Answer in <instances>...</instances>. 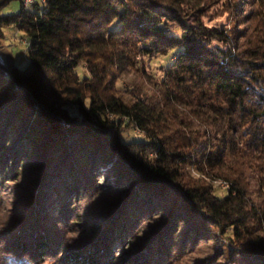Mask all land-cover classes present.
<instances>
[{
	"label": "trees",
	"instance_id": "1",
	"mask_svg": "<svg viewBox=\"0 0 264 264\" xmlns=\"http://www.w3.org/2000/svg\"><path fill=\"white\" fill-rule=\"evenodd\" d=\"M217 3L233 14L226 26L205 21ZM241 4L253 10L234 20ZM10 26L24 33L28 61L0 64V178L25 167L16 142L32 149L26 167L42 170L30 196L12 190L24 214L0 233L2 257L161 264L198 240L211 252L196 264H264V0H0V29ZM161 58L158 77L147 68ZM131 129L138 135L123 138ZM99 166L125 200L113 217L83 220L73 208L69 218L66 198L95 187ZM151 219L160 231L140 235ZM69 228L101 231L79 245Z\"/></svg>",
	"mask_w": 264,
	"mask_h": 264
},
{
	"label": "rangeland",
	"instance_id": "2",
	"mask_svg": "<svg viewBox=\"0 0 264 264\" xmlns=\"http://www.w3.org/2000/svg\"><path fill=\"white\" fill-rule=\"evenodd\" d=\"M211 2H214V0H211ZM19 8L18 2H13L11 5L4 8V13H10L15 12ZM237 9L239 10V15L234 16V20H242L240 18H237L238 16H246L251 10H253L252 5L249 4H241L237 6ZM210 17H205V21L208 24H217L219 26H226L227 23L230 21V17L233 16V14L223 12L220 3L214 4L211 6V10L207 13ZM213 17V18H212ZM211 18L212 20H210ZM238 23V22H237ZM25 40L24 33L13 26L10 27H3L0 29V64L2 66L10 67L12 65H15L17 67H24L25 64L28 61V45L25 44L23 41ZM149 63V60L146 61ZM150 65V68L148 67L147 70H153V73L156 76H160V64L161 62H164V59H153ZM78 71L80 73H87L84 66H81L78 68ZM137 77V76H136ZM128 79H135V74H129L126 76ZM138 78V77H137ZM119 86H123L122 80L118 81ZM135 135H138V132L136 130L131 129L128 132V135L126 133L122 134V137L125 138L126 136L133 137ZM7 145L14 144L13 142V136L11 134L7 135ZM2 138V135H0V139ZM15 147L20 148L21 152L25 155L23 157L24 161L22 163L25 165V167H20L16 163L14 166L11 165L7 167L6 169L9 170L8 173L5 175H2L0 178V233L7 231L10 229V227L15 223L17 218L20 215H23L24 210L23 208L18 209L17 207V201L14 196H16L13 193V189H20V192L22 195H28L30 196L32 193L38 190L39 182H40V176L39 172L42 170L40 168H36L35 164H29L26 167L27 156L29 153L32 152V149L28 146H23L21 142H16L14 144ZM11 158L7 157V161H10ZM84 162V161H83ZM12 163V159L10 161V164ZM107 166H99L95 168L93 171H91V179L94 182L93 187L90 191L87 190V187H81L80 192L77 194L76 199L73 197V194L71 197L66 198L67 199V206L72 209L74 208V212H80L83 215V220H86V218H95L96 216L100 215H106L109 214L111 217H113L116 212L114 213V210L117 209V207L125 200L124 198V189L123 187H118V183L116 181L115 176L112 175L111 169H105ZM20 168V169H19ZM21 170V171H20ZM21 172V178L16 179L15 177L18 176L19 172ZM18 172V173H16ZM70 181V180H69ZM67 181L68 183H70ZM251 183H253L252 179L250 180ZM74 183V182H72ZM217 185L215 189V193L221 197L225 194L226 188L223 183H215ZM111 187L116 188V192H111ZM60 194H63V196L67 195L68 193H64L62 188H60V191H58ZM52 193H55L54 191ZM51 193V194H52ZM81 193V195H80ZM80 196V197H79ZM56 198V196L53 197L52 201ZM118 198V199H117ZM116 200L115 207H107L109 206L110 202L113 200ZM54 204L56 201L53 202ZM45 205H48L50 203L44 202ZM111 206V205H110ZM112 208V209H111ZM52 212L56 213L55 205L52 207ZM104 212V214H103ZM104 215V216H105ZM108 215V216H109ZM33 216H41L38 215V213L34 212ZM107 216V215H106ZM69 218L73 219L75 218V215L73 211L69 214ZM82 219V218H81ZM161 225V227H160ZM152 226H156L157 230L160 231L162 228V221L160 219L155 220H144L137 226V232H139L140 235L142 234H153V228ZM75 228V226H71V228ZM69 228V230L64 234L65 239L70 237H75L77 240L75 242L84 243L89 240H94L97 234L100 233L101 229L97 232L96 230L91 235L83 234L82 232H76L72 231V229ZM75 230V229H73ZM153 231V232H152ZM3 238L0 234V246L2 245ZM137 241V239H136ZM135 240L133 242H136ZM139 242V241H138ZM142 242V241H141ZM78 243V244H79ZM143 244V243H142ZM80 245V244H79ZM122 251L130 249L129 247H133L132 242L130 246L124 248V245L120 246ZM147 248V245H140L139 247L136 246L135 249H141L145 250ZM211 252V246L210 243L207 242H201L196 241L194 244L189 245V249L185 251L182 255H174L172 253L171 257L169 258V261L166 263L161 264H196L199 260L205 259L207 254ZM7 256V252L0 247V264H12L10 258H4L1 256V254ZM215 258H213L214 260ZM210 260V259H209ZM222 259H217L216 261L220 262ZM211 261V260H210ZM209 261V264H215ZM30 264H52V261L46 260L43 263L38 262H32ZM220 264V263H219ZM223 264V263H222Z\"/></svg>",
	"mask_w": 264,
	"mask_h": 264
},
{
	"label": "built area",
	"instance_id": "3",
	"mask_svg": "<svg viewBox=\"0 0 264 264\" xmlns=\"http://www.w3.org/2000/svg\"><path fill=\"white\" fill-rule=\"evenodd\" d=\"M32 2H33V0H25V1H24V4H25V5H28V4H31Z\"/></svg>",
	"mask_w": 264,
	"mask_h": 264
},
{
	"label": "bare ground",
	"instance_id": "4",
	"mask_svg": "<svg viewBox=\"0 0 264 264\" xmlns=\"http://www.w3.org/2000/svg\"><path fill=\"white\" fill-rule=\"evenodd\" d=\"M25 1V0H24Z\"/></svg>",
	"mask_w": 264,
	"mask_h": 264
}]
</instances>
